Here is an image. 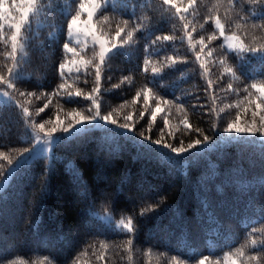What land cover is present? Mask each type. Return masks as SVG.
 I'll return each instance as SVG.
<instances>
[{
	"label": "trees",
	"instance_id": "1",
	"mask_svg": "<svg viewBox=\"0 0 264 264\" xmlns=\"http://www.w3.org/2000/svg\"><path fill=\"white\" fill-rule=\"evenodd\" d=\"M44 3L48 7L33 21L26 51L18 56L23 79L16 81L20 91L37 95L53 92L62 82L58 66L65 56L66 20L74 14L79 0H44ZM175 3L182 11L188 7L187 0H175ZM66 4L70 7L68 11L64 9ZM239 5L246 9L255 7L258 13H264V7L250 5L246 0H239L237 10ZM194 7L195 13L191 9L185 13L187 29L175 10L163 6L161 0H111L109 11L105 13L109 21L102 22L99 14L94 15L97 31L109 39L114 38L117 23L131 16L133 10L137 19L130 22L128 29L137 22L144 26L143 31L134 33L132 46L126 48L131 55H115L104 66L100 82L101 112L112 113L120 123L125 122V116L132 115L133 119L127 122L138 130L137 139L140 131L149 134L147 129L155 101H149L143 118L139 116L144 110L143 94L132 103L136 92L147 85L164 99L173 101L172 105H162L164 110L157 113L152 122L153 139L160 138L163 130L164 140L176 146L183 140L186 147L197 136L192 129L199 128L211 137L210 146L201 148L200 154L181 165L168 164L142 153L138 146L124 138L128 135L126 132L114 136L99 127L53 145L50 155L37 157L30 164L28 181L21 182L17 177L10 181V187L7 184L0 191L2 264H10V261L24 264H197L198 259L208 253H213L214 262L219 259L220 264H225L223 256L247 244L250 233L258 244L264 240V233L251 231L252 226L264 229V223H257L264 205V195H261L264 192L261 187L264 184V143L252 137L229 138L222 132L236 115L237 100L243 98L242 93L238 97L227 90L229 83L237 88L240 81L228 74L221 76L224 69L219 61L227 53V49L221 48L222 38L209 45L215 50L212 57L205 58L201 53L200 61L196 59L200 48L196 41L200 36L207 40L214 30V17H220L226 33L238 17L229 8L228 0H196ZM253 19L260 22L258 17ZM231 31L242 35L241 29L232 27ZM187 32L194 38L192 46ZM158 35H169L173 39L153 46L151 41ZM249 42L245 39V43ZM259 42L264 43V40ZM146 46L152 59L148 71L144 72ZM4 50V45L0 44V53ZM91 51L92 46L88 45L77 57L86 61L91 58ZM164 55L176 59L174 68L164 66L172 63L165 61ZM227 57L226 66L230 64L257 78H260L258 73L264 71L255 57L248 56L243 62L236 59L234 53H227ZM200 62L205 63L206 71L201 70ZM5 63L11 66L0 54V70L6 74ZM153 69L159 72L155 77ZM64 71L66 81L61 96L66 95L69 87L73 93L77 88L88 92L94 87L91 66L86 77L83 66L79 75L73 69L71 73L66 68ZM124 77H130V82L121 83ZM61 96L53 95L48 108L39 115L36 110L48 102L46 98L15 94V99L29 109L38 123L57 115L67 124L72 109L79 111L91 103L80 97L69 103ZM177 98L180 110L176 107ZM165 116L169 121L167 127ZM241 116L242 125L251 119L250 113L245 116L241 112ZM183 119L190 125L187 131L181 122ZM213 124L218 125L215 131ZM109 127L117 131L114 126ZM38 131L26 125L20 109L0 102V152L15 161L20 150L31 148ZM0 163L7 167L6 161ZM48 167L53 169L51 191L41 202L40 186L47 178L42 173ZM73 177H82V184L91 193L90 199H84L83 188ZM149 206L154 210L141 216L142 209ZM105 212L115 220L133 218L137 231L131 250L126 246L118 247L124 245L122 234L100 226L103 224L100 216ZM85 216L88 224L84 223ZM101 242L107 244L106 249L100 248ZM245 251L257 254L250 245ZM231 259L239 264L241 258L232 255Z\"/></svg>",
	"mask_w": 264,
	"mask_h": 264
},
{
	"label": "snow or ice",
	"instance_id": "2",
	"mask_svg": "<svg viewBox=\"0 0 264 264\" xmlns=\"http://www.w3.org/2000/svg\"><path fill=\"white\" fill-rule=\"evenodd\" d=\"M250 5L256 6L260 5L264 7V0H246ZM109 0H79L74 14L68 16L66 20V40L63 43V52L65 54L64 61L58 66V72L61 78V83L51 93H40L37 95L35 92H25L20 91L16 88V81L22 80L23 77L20 74V60L18 56L23 54L27 48L28 36L32 28V23L34 20L40 17L41 13L45 11L46 5L44 0H0V44L4 45L5 50L0 53L5 56L6 61L11 62V66L5 63L4 67L7 69L6 74L3 70H0V85H4L6 89L14 90L13 92L4 91L2 95L7 98L9 104L13 107L20 109L26 118V125H30L33 129H38L39 131L35 133L34 139L35 143L29 147H25L19 151V154L15 161L6 155L4 152H0V161H6L7 167L4 163H0V187H3L5 181L8 180V186H11L10 181L20 178L21 182H26L31 174L30 164L37 158L44 156L45 154H51L53 152V145L63 144L65 140L69 137H78L81 133H87L92 128L99 127L103 128L108 134L114 136L123 135V133H128L126 140L130 143L139 147L142 153L150 154L158 159L164 160L168 164L180 163L190 161L194 156L200 154L201 148L209 147V142L211 137L204 134L199 128L192 129L197 136L187 143L185 147L184 141L180 140L179 145H173L168 141L163 139V130H161L160 138L153 139L150 135L152 130V122L156 120V115L162 112L164 109L162 105H172L173 101L166 100L162 95L153 90V87L145 86L136 92L132 103L135 104L139 100L141 94H143L144 110L140 111V118L144 117L145 111L149 105V101H155V106L151 111L149 127L147 129L149 134H145L143 131L139 132L140 138L137 139V129L134 124L130 125L127 121L133 119L132 115L125 116V122L120 123L113 118L112 113L102 114L101 112V96L102 91L100 87V82L102 80V72L106 63L115 55H131V53L126 51V48L132 46L133 35L136 32L143 31L142 23H135L128 29L130 22L136 21L135 11L127 19H123L120 23H117L114 38L109 39L106 43L101 39L100 35H97L96 31L90 27V22L94 15L99 14V19L102 22L109 21V16L105 15L108 9ZM239 0H228V5L231 10L236 12L238 19L229 26V31L226 33L225 25L221 22L220 17L217 15L214 17V30L207 36L205 40L204 36H200L199 40L196 41L200 44L199 52L196 54L197 61H200V54L203 53L205 58L212 57L213 48L209 47L211 42L217 38H222L223 43L221 45L222 49H227V53H234L235 58L243 62L248 56L255 57L262 69H264V43L259 41L264 40V13H258L257 9L253 7L252 9H246L243 5H239L237 10ZM161 4L169 10H175L177 18L184 22L185 29L188 28V23L186 21L185 13H189L191 9L192 13L196 12L194 7L196 0H187L188 7L183 8L177 7L175 0H161ZM87 5V11L85 12V6ZM128 5L125 4V7ZM115 9V4H113V10ZM133 9H135V3H133ZM86 16V22L81 21V17ZM253 17H258L259 23L253 19ZM213 19V17H209ZM207 23V20L205 21ZM123 24V27L121 26ZM242 30V35H238L237 32L231 31V28ZM7 31V35H5ZM195 31V29H193ZM104 33L101 32V35ZM187 39L190 46L193 45V36L191 32H187ZM173 37L169 35H158L151 44L155 46L158 42H167L172 40ZM245 39L250 40L249 43H245ZM89 41H91L92 51L91 58L88 60L72 59L74 57L83 54L85 48L87 47ZM79 48V51L77 49ZM207 49V52H205ZM146 53L144 58L143 71H148V65L151 63L152 54L149 53V48L146 46L144 48ZM227 53L223 55L220 59V66L224 69L221 76L228 74L234 80H239V87L234 88L231 83L228 84L227 90L233 92L238 97L243 94L242 99H238L234 105L237 109L234 119L230 120L226 126L222 128V132L227 134L229 138L235 137H252L254 140L258 139L261 143H264V71L258 73L260 78L252 76L251 74L242 71L239 68H234L232 65L227 63ZM71 54V57L69 56ZM71 59V65L68 68V72H72V67H75V72L79 75L81 73V65L83 66V74L86 77L90 74L89 66L94 68L95 83L91 91L85 92L84 89L77 88L75 93L68 88L66 95L61 96L62 90L65 89V67ZM163 59L165 61H171V64H165L164 66L169 68H174L176 64V59L173 56L164 55ZM200 68L206 71L205 63L200 62ZM240 72V75H237ZM159 72L153 69V76H157ZM241 77H243L241 79ZM130 77H124L121 83L124 81L130 82ZM251 81V83H248ZM87 83V79L84 80ZM114 87H119V85H114ZM15 94L22 97H32L36 96L37 99L44 97L47 99V103L43 107L36 110V114L39 115L41 112L48 108L51 103V97L61 96L66 102H74L77 97L83 100L90 101V105L85 109L77 111L72 109L68 115L71 117L69 123L65 124L57 116V120L53 123L51 120L47 122H36L29 112L27 107L20 104L15 99ZM176 107L178 110L181 109L179 103V98L176 101ZM233 107V105H229ZM241 112L245 116L250 113L251 119L241 124L242 116ZM87 113V114H85ZM258 118V119H257ZM164 125L167 127L169 121L167 116L164 118ZM184 125L185 130L190 129V125L187 119L181 121ZM46 123L51 124L50 128L46 129ZM109 126H114L117 131L113 132ZM218 125L213 124V131L217 130ZM61 135H57V133ZM42 133V135H41ZM202 136V139L200 138ZM222 139V137H221ZM147 141V143H145ZM242 142V141H238ZM252 142V141H249ZM155 146V147H153ZM170 154H175L170 155ZM187 154V155H185ZM179 158L177 160L176 158ZM54 159V156H53ZM47 178L44 184L40 186V197L41 202L50 195L51 191V176L53 175V169L48 167L44 170ZM76 183L79 184L84 191V199H90L91 193L88 188L82 184V177H73ZM264 189V184L261 185ZM264 195V192L261 193ZM0 199H2V194H0ZM158 206V203H157ZM154 210L152 206L142 209L140 215L144 216L148 211ZM103 224L100 226L105 228L107 231L117 232L124 236V245H118V247L126 246L128 250H131L132 245L135 240L136 227L132 217L121 218L119 221H115L113 215L105 212L103 217ZM84 223L88 224L89 221L85 216ZM257 223H264V205L261 206L260 216ZM252 233L260 231L264 233V229H257L252 226ZM251 246L252 249L257 250V254H246L245 249ZM89 247H95L94 245H89ZM101 249H106L107 244L101 242ZM264 240L258 241L256 238L249 234V241L247 244L242 245L240 248L235 249V253H227L223 256L225 264H237V260L231 259L232 255L240 257L239 264H264ZM213 253H208L203 255L202 258L198 259L197 264H220V260L216 259L215 262L212 259ZM103 259V256L100 257ZM173 259H176L174 256ZM2 264V261H0ZM10 264H24L23 261H10ZM74 264V262H70Z\"/></svg>",
	"mask_w": 264,
	"mask_h": 264
},
{
	"label": "rangeland",
	"instance_id": "3",
	"mask_svg": "<svg viewBox=\"0 0 264 264\" xmlns=\"http://www.w3.org/2000/svg\"><path fill=\"white\" fill-rule=\"evenodd\" d=\"M66 1H67V0H66ZM109 1H111V0H109ZM69 8H70V7H69L68 4L64 5V9H65V11H68ZM86 11H87V5L85 6V12H86ZM93 17H94V16H93ZM81 21H82V22H86V16H82V17H81ZM89 26L92 27V29H93L94 31H96L97 35H100V36H101V39H102V40H104L106 43L108 42L109 38H106L105 36L101 35V34L97 31V29H96V27H95L94 19H92V21L90 22V25H89ZM222 42H223V40H222ZM88 45H91V41H89ZM88 45H87V46H88ZM91 46H92V45H91ZM77 51H79V49H78ZM73 59H76L77 61H80V60H81L79 57H74ZM70 66H72V65H71V61H70L68 64H66V67H65V68L68 69ZM81 67H82V65H81ZM72 69L75 71V67H72ZM20 74H21V73H20ZM4 91H9V89H6V87H5L4 85H0V102H1V103H7V104H8L7 98L4 97V96L2 95V93H3ZM9 92H10V91H9ZM59 118H60V117H59ZM56 120H57V115H56L51 121H52L53 123H55ZM60 120H61V118H60ZM42 122H47V120H43ZM68 123H69V122H68ZM47 126L50 128L52 125L46 123V127H47ZM46 129H47V128H46ZM35 133H37V132H35ZM34 135H35V134H34ZM41 135H42V133H41ZM34 143H35V139H34ZM45 155H50V154H45ZM8 183H9V181L6 180L4 186H3V187H0V191L3 190V189L7 186ZM109 214H110V213H109ZM103 215H104V214H103ZM103 215H101L100 218H102ZM114 220H115V219H114ZM115 221H119V220H115ZM228 264H230V261L228 262Z\"/></svg>",
	"mask_w": 264,
	"mask_h": 264
}]
</instances>
